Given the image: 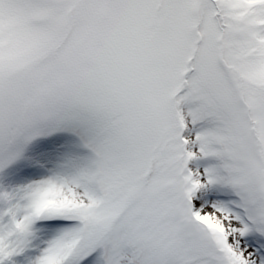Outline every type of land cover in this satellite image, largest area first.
<instances>
[{
  "label": "snow or ice",
  "instance_id": "obj_1",
  "mask_svg": "<svg viewBox=\"0 0 264 264\" xmlns=\"http://www.w3.org/2000/svg\"><path fill=\"white\" fill-rule=\"evenodd\" d=\"M0 264H264V0H0Z\"/></svg>",
  "mask_w": 264,
  "mask_h": 264
}]
</instances>
